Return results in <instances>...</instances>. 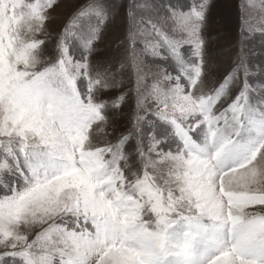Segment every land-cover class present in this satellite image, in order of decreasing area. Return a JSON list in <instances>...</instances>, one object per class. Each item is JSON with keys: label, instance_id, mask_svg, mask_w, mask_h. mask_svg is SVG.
I'll list each match as a JSON object with an SVG mask.
<instances>
[{"label": "snow or ice", "instance_id": "1", "mask_svg": "<svg viewBox=\"0 0 264 264\" xmlns=\"http://www.w3.org/2000/svg\"><path fill=\"white\" fill-rule=\"evenodd\" d=\"M59 3L0 0V264H264V0L219 81L211 0H87L53 34Z\"/></svg>", "mask_w": 264, "mask_h": 264}, {"label": "rangeland", "instance_id": "2", "mask_svg": "<svg viewBox=\"0 0 264 264\" xmlns=\"http://www.w3.org/2000/svg\"><path fill=\"white\" fill-rule=\"evenodd\" d=\"M87 0H60L59 5L52 11L55 18L49 25L50 31L55 34L59 32L71 15ZM157 3H187L188 0H156ZM240 0H211L208 12L207 38L209 41V52L212 54L214 64L213 76L211 79L219 81L224 75V69L229 66V56L235 51L234 44L238 39L239 25V5ZM123 13L121 12V16ZM123 35V23L118 19L116 26H110L103 34V39L99 43V52L96 55L98 60H109L113 63V70L118 67L116 61L119 60L123 49L118 48L117 44ZM248 46L253 50L255 55L249 56V63L252 70L256 71V65L264 67V45L260 43L259 35L248 41ZM147 64L153 65L164 64L169 71H174L171 62L154 60L151 57H145ZM125 88L131 86L132 80L130 73H123ZM152 78L149 76L147 84H151ZM250 82H264V77L252 76ZM114 94V93H113ZM132 104L125 106L122 112L112 121V135L109 139L115 140L121 132L127 131L130 126V114Z\"/></svg>", "mask_w": 264, "mask_h": 264}]
</instances>
